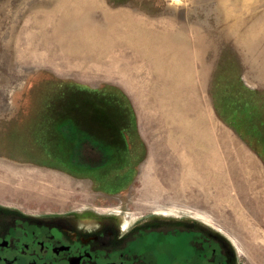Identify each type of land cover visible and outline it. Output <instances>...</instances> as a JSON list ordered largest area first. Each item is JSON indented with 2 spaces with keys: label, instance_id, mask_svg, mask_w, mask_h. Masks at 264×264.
Here are the masks:
<instances>
[{
  "label": "rangeland",
  "instance_id": "rangeland-1",
  "mask_svg": "<svg viewBox=\"0 0 264 264\" xmlns=\"http://www.w3.org/2000/svg\"><path fill=\"white\" fill-rule=\"evenodd\" d=\"M0 201L264 264V0H0Z\"/></svg>",
  "mask_w": 264,
  "mask_h": 264
},
{
  "label": "flooded vegetation",
  "instance_id": "flooded-vegetation-1",
  "mask_svg": "<svg viewBox=\"0 0 264 264\" xmlns=\"http://www.w3.org/2000/svg\"><path fill=\"white\" fill-rule=\"evenodd\" d=\"M176 221L190 227L160 228L173 222L155 217L86 222L0 201V264H239L219 233Z\"/></svg>",
  "mask_w": 264,
  "mask_h": 264
},
{
  "label": "bare ground",
  "instance_id": "bare-ground-1",
  "mask_svg": "<svg viewBox=\"0 0 264 264\" xmlns=\"http://www.w3.org/2000/svg\"><path fill=\"white\" fill-rule=\"evenodd\" d=\"M139 45H140V44H139ZM139 45H138V46H139ZM139 49H140V48H139ZM143 52H144V51H143ZM148 52H149V51H148ZM147 58H148V57H147ZM140 61H141V60H140ZM150 62H151V61H150ZM140 65H141V64H140Z\"/></svg>",
  "mask_w": 264,
  "mask_h": 264
}]
</instances>
